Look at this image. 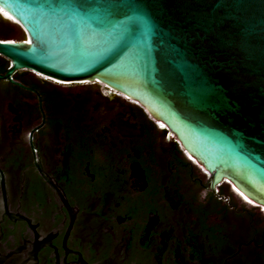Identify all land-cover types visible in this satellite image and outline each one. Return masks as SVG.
I'll use <instances>...</instances> for the list:
<instances>
[{
  "label": "flooded vegetation",
  "instance_id": "obj_1",
  "mask_svg": "<svg viewBox=\"0 0 264 264\" xmlns=\"http://www.w3.org/2000/svg\"><path fill=\"white\" fill-rule=\"evenodd\" d=\"M11 67L0 54V264H264V208L207 188L135 102Z\"/></svg>",
  "mask_w": 264,
  "mask_h": 264
},
{
  "label": "water",
  "instance_id": "obj_2",
  "mask_svg": "<svg viewBox=\"0 0 264 264\" xmlns=\"http://www.w3.org/2000/svg\"><path fill=\"white\" fill-rule=\"evenodd\" d=\"M73 2L0 0L17 22L0 20L20 30L0 40L12 41L0 43L11 69L134 100L207 172V188L223 183L239 197L233 186L264 206V0H119L120 23L134 25L121 35L106 11L70 23L60 6ZM90 28L96 37L81 40Z\"/></svg>",
  "mask_w": 264,
  "mask_h": 264
},
{
  "label": "snow or ice",
  "instance_id": "obj_3",
  "mask_svg": "<svg viewBox=\"0 0 264 264\" xmlns=\"http://www.w3.org/2000/svg\"><path fill=\"white\" fill-rule=\"evenodd\" d=\"M66 12L67 16L69 17V22L71 23L72 20L75 18H87L92 13H99L106 11L110 22L113 23L114 30L122 33H127L134 30V25H122L119 21V17L121 16V9L124 5L119 3V0H115L114 3L110 5H106L103 0H74L73 3L67 5H61ZM7 16V13H4ZM98 30L96 28L91 29L88 31L87 36L81 37L80 39H93L96 37ZM12 41H3L0 43H11ZM120 44V40L113 43V47L115 49L114 54L118 55L120 51H122V47H116ZM163 127V125H161Z\"/></svg>",
  "mask_w": 264,
  "mask_h": 264
},
{
  "label": "bare ground",
  "instance_id": "obj_4",
  "mask_svg": "<svg viewBox=\"0 0 264 264\" xmlns=\"http://www.w3.org/2000/svg\"><path fill=\"white\" fill-rule=\"evenodd\" d=\"M4 13H6L5 11H3V10H1L0 9V14H1V16H3V17H5V18H7L10 22H17L14 18H12L9 14H7V16H5L4 15ZM83 81H87V80H83ZM88 82V81H87ZM103 85V84H102ZM122 95V94H121ZM124 96V95H123ZM125 97V96H124ZM127 98V97H126ZM127 99H129V98H127ZM129 100H132V99H129ZM133 102H135L134 100H132ZM158 123H160V122H158ZM186 154V153H185ZM187 155V154H186ZM191 156V155H190ZM192 157V156H191ZM195 159V158H194ZM192 162L194 161L193 160V158H191L190 159ZM194 163H196L197 164V162H196V160L194 161ZM205 172V171H204ZM205 173H207V172H205ZM232 188V190H233V192H235V190L237 191V192H239L240 194H241V197H243V199H245V200H247V201H250V202H252L253 204H257V203H255L254 201H252L251 199H249L247 196H245L241 191H239L237 188H235V187H231ZM235 189V190H234ZM237 192H235V193H237ZM239 194V195H240ZM259 207L261 208V210H263V208H264V206H260L259 205ZM264 211V210H263Z\"/></svg>",
  "mask_w": 264,
  "mask_h": 264
},
{
  "label": "rangeland",
  "instance_id": "obj_5",
  "mask_svg": "<svg viewBox=\"0 0 264 264\" xmlns=\"http://www.w3.org/2000/svg\"><path fill=\"white\" fill-rule=\"evenodd\" d=\"M14 30L16 31V32H18V30L16 29V28H14ZM215 193H216V191H215ZM237 201H238V199H237ZM247 206V205H246ZM248 207V206H247Z\"/></svg>",
  "mask_w": 264,
  "mask_h": 264
}]
</instances>
